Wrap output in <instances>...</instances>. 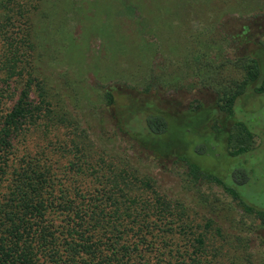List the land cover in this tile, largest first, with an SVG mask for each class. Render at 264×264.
Returning <instances> with one entry per match:
<instances>
[{
    "label": "trees",
    "instance_id": "obj_1",
    "mask_svg": "<svg viewBox=\"0 0 264 264\" xmlns=\"http://www.w3.org/2000/svg\"><path fill=\"white\" fill-rule=\"evenodd\" d=\"M25 13L22 6L0 8V264H245L246 235L224 234L212 218L165 196L122 159L93 148L77 121L65 119L31 71ZM257 75L254 67L245 81ZM151 89L148 83L143 93ZM238 92L218 110L230 114ZM103 98L120 135L155 160L182 161L195 191L202 183L221 186L264 231V211L239 198L234 172L229 182L217 173L218 158L229 161L227 156L247 151L250 134L232 141L229 135L234 151L220 154L213 137L200 130L209 111L199 103L166 113L151 99L136 105L124 91L107 90Z\"/></svg>",
    "mask_w": 264,
    "mask_h": 264
},
{
    "label": "rangeland",
    "instance_id": "obj_2",
    "mask_svg": "<svg viewBox=\"0 0 264 264\" xmlns=\"http://www.w3.org/2000/svg\"><path fill=\"white\" fill-rule=\"evenodd\" d=\"M17 6L29 18L31 71L65 119L77 121L93 148L122 159L165 196L212 218L224 234L246 235L245 264H264L260 220L246 216L221 186L191 188L182 161L155 160L120 135L103 98L104 91H124L136 105L151 99L166 113L199 103L209 111L200 130L213 137L220 154L234 151L232 135L231 141L250 134L247 151L227 156L229 161L218 158L217 173L229 182L233 171L239 198L264 211V92L254 90L264 88V0H0L1 10ZM254 67L258 75L246 82ZM148 83L152 89L143 93ZM235 92L231 113L219 111Z\"/></svg>",
    "mask_w": 264,
    "mask_h": 264
}]
</instances>
